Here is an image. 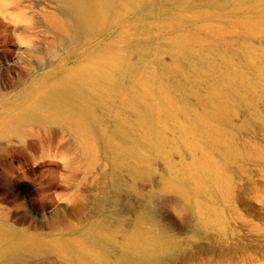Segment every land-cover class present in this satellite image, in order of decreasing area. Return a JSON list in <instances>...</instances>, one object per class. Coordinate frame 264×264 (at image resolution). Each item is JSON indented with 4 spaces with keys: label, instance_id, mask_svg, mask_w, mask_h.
<instances>
[{
    "label": "rangeland",
    "instance_id": "rangeland-1",
    "mask_svg": "<svg viewBox=\"0 0 264 264\" xmlns=\"http://www.w3.org/2000/svg\"><path fill=\"white\" fill-rule=\"evenodd\" d=\"M263 43L264 0H116L88 31L66 0H0V227L42 247L92 241L113 214L132 229L147 211L185 243L217 214L222 241L208 231L160 264H264ZM61 85L88 129L74 114L12 130ZM131 168L149 179L137 193L122 187ZM33 253L6 262L64 264Z\"/></svg>",
    "mask_w": 264,
    "mask_h": 264
},
{
    "label": "bare ground",
    "instance_id": "bare-ground-1",
    "mask_svg": "<svg viewBox=\"0 0 264 264\" xmlns=\"http://www.w3.org/2000/svg\"><path fill=\"white\" fill-rule=\"evenodd\" d=\"M242 1L248 3V0ZM66 2L76 16L79 28L83 31L96 28L108 19L116 4V0H66ZM47 18L53 26H59L55 22L54 16L50 15ZM83 38L85 39V37ZM115 70H117V65L113 64L103 70L100 75L109 74ZM134 72V68H130L127 74L132 75ZM77 99L81 98L77 94L73 95L69 87L65 85L57 86L51 92L41 96L30 111L18 116L16 122L11 125L12 130H16L19 125L31 126L35 123H42L45 120H65L74 114L79 115L76 120L77 123L85 124L88 129V114L90 110ZM27 131H30V129ZM7 137L8 135L4 134L0 136V138ZM10 141L12 140L10 139ZM3 150L2 148L1 151L4 152L5 150ZM125 153H127L126 155H131L132 151L128 148ZM246 158L247 160L250 159ZM129 171L131 172V181L127 186L123 184L122 187L124 190L137 193V183L148 182L149 179L144 176L139 177L141 174L133 170V168L129 169ZM165 181V179H161L159 182L162 188ZM230 194L231 191L229 190L228 196ZM141 214L132 229H128L126 227L127 224H123L122 216L113 214V216H108L109 218L99 217L97 222L91 225L87 234L93 237L92 241L81 240L80 238L62 241L50 240L43 242L42 247L40 241L32 237L20 235L10 238L8 233L4 232L0 227V264H8L6 261L15 259L17 252L24 250L33 251V259H49L54 262L63 261L64 264H160V259H175L179 254L192 248L195 244V239H205L209 242L211 236L207 233L208 231L216 233L220 241L227 235L225 224L220 221L221 219H219L217 214H211V217L208 214L201 223L204 229L202 235L194 234L191 236V234V237L189 236L190 239L185 243L177 244L172 236L156 226L149 212L146 211Z\"/></svg>",
    "mask_w": 264,
    "mask_h": 264
},
{
    "label": "crops",
    "instance_id": "crops-1",
    "mask_svg": "<svg viewBox=\"0 0 264 264\" xmlns=\"http://www.w3.org/2000/svg\"><path fill=\"white\" fill-rule=\"evenodd\" d=\"M163 230V229H162ZM163 232H166L168 235H170V231L169 230H163ZM177 244H183V242L182 243H177ZM202 250V249H201Z\"/></svg>",
    "mask_w": 264,
    "mask_h": 264
}]
</instances>
